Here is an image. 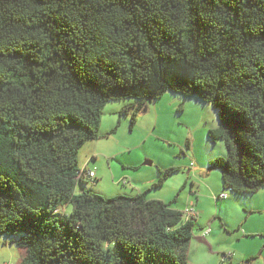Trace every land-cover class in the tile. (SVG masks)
<instances>
[{
  "label": "trees",
  "instance_id": "obj_1",
  "mask_svg": "<svg viewBox=\"0 0 264 264\" xmlns=\"http://www.w3.org/2000/svg\"><path fill=\"white\" fill-rule=\"evenodd\" d=\"M167 90L218 110L223 189L264 187V0H0V236L17 264H191L196 219L146 197L174 168L105 197L78 160L107 102L135 99L134 122Z\"/></svg>",
  "mask_w": 264,
  "mask_h": 264
},
{
  "label": "rangeland",
  "instance_id": "obj_2",
  "mask_svg": "<svg viewBox=\"0 0 264 264\" xmlns=\"http://www.w3.org/2000/svg\"><path fill=\"white\" fill-rule=\"evenodd\" d=\"M132 102L109 101L103 107L100 136L85 142L78 154L80 168L96 172L84 186L105 197L135 195L158 180L159 169L174 168L146 197L172 202L182 211L193 204L199 211L189 262L264 264V187L254 193L223 189L221 169L210 166L227 157L224 140L208 135L219 125L218 110L196 95L167 90L143 105L133 122V107L124 109ZM221 192L229 198L217 199ZM71 209L65 207L67 213ZM23 255L11 237L0 236V264H17Z\"/></svg>",
  "mask_w": 264,
  "mask_h": 264
},
{
  "label": "built area",
  "instance_id": "obj_3",
  "mask_svg": "<svg viewBox=\"0 0 264 264\" xmlns=\"http://www.w3.org/2000/svg\"><path fill=\"white\" fill-rule=\"evenodd\" d=\"M192 164L194 165V162H192ZM85 173L87 177L94 179L96 177V172L95 169H88L87 166H85L84 168H82L81 173ZM228 193L227 192H221L220 194L217 195V199H226L228 198ZM185 217L187 218H194L196 219L199 216V211L194 207V205H190L189 207H186L183 211ZM209 232V230L205 231L203 236L205 237V235Z\"/></svg>",
  "mask_w": 264,
  "mask_h": 264
},
{
  "label": "crops",
  "instance_id": "obj_4",
  "mask_svg": "<svg viewBox=\"0 0 264 264\" xmlns=\"http://www.w3.org/2000/svg\"><path fill=\"white\" fill-rule=\"evenodd\" d=\"M146 186L144 185V187L142 189H144ZM229 198V197H228ZM205 232V231H204ZM204 232H202L204 234ZM203 234H202V237H203Z\"/></svg>",
  "mask_w": 264,
  "mask_h": 264
},
{
  "label": "water",
  "instance_id": "obj_5",
  "mask_svg": "<svg viewBox=\"0 0 264 264\" xmlns=\"http://www.w3.org/2000/svg\"><path fill=\"white\" fill-rule=\"evenodd\" d=\"M147 163H151V161H148Z\"/></svg>",
  "mask_w": 264,
  "mask_h": 264
}]
</instances>
